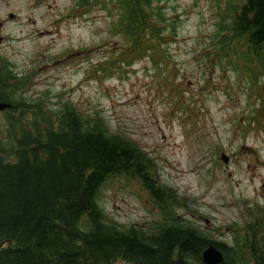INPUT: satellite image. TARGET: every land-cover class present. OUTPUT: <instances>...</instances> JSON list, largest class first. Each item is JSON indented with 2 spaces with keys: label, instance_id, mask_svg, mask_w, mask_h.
<instances>
[{
  "label": "rangeland",
  "instance_id": "1",
  "mask_svg": "<svg viewBox=\"0 0 264 264\" xmlns=\"http://www.w3.org/2000/svg\"><path fill=\"white\" fill-rule=\"evenodd\" d=\"M227 5L160 0L175 33L167 30L158 55L128 57L113 29L120 12L113 0H0V55L29 76L28 100L97 112L154 163L152 178L176 216L213 243L232 245L250 210L264 209V74L239 52L217 55L213 36ZM99 194L107 220L121 227L161 219L137 179L109 180Z\"/></svg>",
  "mask_w": 264,
  "mask_h": 264
},
{
  "label": "trees",
  "instance_id": "2",
  "mask_svg": "<svg viewBox=\"0 0 264 264\" xmlns=\"http://www.w3.org/2000/svg\"><path fill=\"white\" fill-rule=\"evenodd\" d=\"M113 1L122 55H158L167 30L175 29L156 6L160 0ZM213 39L217 55L239 52L264 72V0H229ZM28 79L0 55V102L8 105L0 112V264H202V251L214 243L176 219L174 202L152 178L154 163L97 112L28 100ZM122 176L137 179L160 205L157 224L125 228L107 220L100 188ZM254 213L232 245L214 244L222 264H264V209Z\"/></svg>",
  "mask_w": 264,
  "mask_h": 264
},
{
  "label": "water",
  "instance_id": "3",
  "mask_svg": "<svg viewBox=\"0 0 264 264\" xmlns=\"http://www.w3.org/2000/svg\"><path fill=\"white\" fill-rule=\"evenodd\" d=\"M6 107H8L7 104L0 103V111L5 109ZM220 158L225 164L228 162V158L225 156V154H221ZM201 257L204 264H220L223 261L221 253L217 251L212 245H209L202 252Z\"/></svg>",
  "mask_w": 264,
  "mask_h": 264
}]
</instances>
